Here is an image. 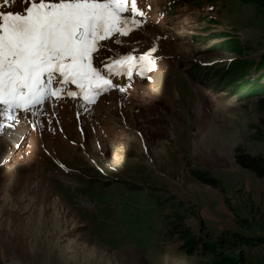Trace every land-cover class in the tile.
Instances as JSON below:
<instances>
[{
	"label": "rangeland",
	"instance_id": "obj_1",
	"mask_svg": "<svg viewBox=\"0 0 264 264\" xmlns=\"http://www.w3.org/2000/svg\"><path fill=\"white\" fill-rule=\"evenodd\" d=\"M142 1L138 26L98 42L113 86L91 103L64 90L19 115L0 106V264H212L184 237L264 234V180L235 161L238 146L264 156L248 88L264 80V6ZM128 54L155 66L104 67ZM243 256L264 261V246Z\"/></svg>",
	"mask_w": 264,
	"mask_h": 264
},
{
	"label": "snow or ice",
	"instance_id": "obj_2",
	"mask_svg": "<svg viewBox=\"0 0 264 264\" xmlns=\"http://www.w3.org/2000/svg\"><path fill=\"white\" fill-rule=\"evenodd\" d=\"M7 4L8 0H4ZM22 11H0V106L6 110L59 98L64 85H75L70 97L91 103L112 81L94 67L99 41L114 33L127 35L143 13L136 0H23ZM130 15H125L129 13ZM154 51V49H153ZM155 66L147 54L139 63L131 54L104 67L110 74L133 70L143 75ZM58 81V86H54ZM123 91V89H120Z\"/></svg>",
	"mask_w": 264,
	"mask_h": 264
},
{
	"label": "trees",
	"instance_id": "obj_3",
	"mask_svg": "<svg viewBox=\"0 0 264 264\" xmlns=\"http://www.w3.org/2000/svg\"><path fill=\"white\" fill-rule=\"evenodd\" d=\"M240 1L255 2L259 6H264V0ZM248 88H250L251 94L259 98V106L263 111L261 121L264 123V80L256 82L255 85H249ZM235 151L236 163L264 180V156L245 152L240 146L236 147ZM203 179L212 186L218 185L213 177L206 176ZM184 238L183 250L186 254L200 257L210 256L213 259L212 264H264L263 260H256L255 263L254 261H246V257L243 256L245 250L248 251L258 246H264V234H246L223 230L218 235L216 242L188 236ZM223 247L234 250L237 253H225L221 249Z\"/></svg>",
	"mask_w": 264,
	"mask_h": 264
},
{
	"label": "bare ground",
	"instance_id": "obj_4",
	"mask_svg": "<svg viewBox=\"0 0 264 264\" xmlns=\"http://www.w3.org/2000/svg\"><path fill=\"white\" fill-rule=\"evenodd\" d=\"M11 130H13V129H11ZM14 131V130H13Z\"/></svg>",
	"mask_w": 264,
	"mask_h": 264
}]
</instances>
